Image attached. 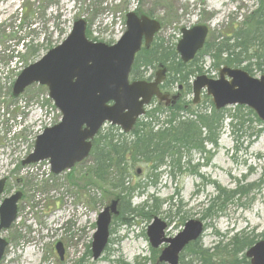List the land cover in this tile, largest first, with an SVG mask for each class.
I'll use <instances>...</instances> for the list:
<instances>
[{
	"label": "rangeland",
	"instance_id": "374dc122",
	"mask_svg": "<svg viewBox=\"0 0 264 264\" xmlns=\"http://www.w3.org/2000/svg\"><path fill=\"white\" fill-rule=\"evenodd\" d=\"M256 6L257 0H0V17L5 21L0 25V178H9L0 203L16 188L23 192L16 221L1 232L9 243L1 264H159L163 247L152 248L147 236L154 217L167 222L165 234L170 237L182 230V217L201 220L205 230L200 242L213 255L209 264H250L243 262L247 249L234 253L232 244L225 246L232 243L233 235L253 237L255 242L263 239L258 235L264 232V183L248 197L229 202H223L219 193L264 179V123L259 124L247 106L225 108L227 114H237L244 127L240 130L226 119L217 147L205 146L211 155L207 164L208 153L200 156L194 151L184 155L182 174L174 177L163 173L148 182L151 172L147 165L137 166L128 185L145 187V193L153 197L150 204L157 203L158 213L147 218L148 207L146 213L141 211L133 218L126 215L130 223L121 222V213L114 217L109 244L102 257L93 260L96 220L112 200L119 199L114 197L116 191L92 180L89 159L59 175L52 173L47 161L21 165L33 151L36 136L58 123L61 113L49 98L47 87L33 84L17 98L12 96V88L20 71L60 44L79 18L87 21L90 40L111 44L125 32L127 13L138 10L161 23L155 37L163 39L164 46L176 47L182 28L207 26V41L212 43ZM199 66L202 72L197 71L194 78L200 74L217 77L221 69L212 65L208 55L194 63V68ZM263 69L253 67L248 72L260 77ZM159 70L157 66L147 68L145 75L153 78ZM191 98L193 93H187L185 100ZM201 99L205 101L204 94ZM202 106L211 107L208 101ZM189 156L191 161L186 162ZM217 195L213 203L220 215L206 218L205 210ZM142 201L136 194L131 199L133 206ZM59 242L64 247L63 259L56 250ZM194 264L202 263L194 259Z\"/></svg>",
	"mask_w": 264,
	"mask_h": 264
},
{
	"label": "water",
	"instance_id": "95a60500",
	"mask_svg": "<svg viewBox=\"0 0 264 264\" xmlns=\"http://www.w3.org/2000/svg\"><path fill=\"white\" fill-rule=\"evenodd\" d=\"M160 28L158 20L130 11L126 15V31L117 42L108 44L88 39L87 22L80 18L60 44L26 66L14 82L13 97L20 96L35 83L44 85L62 118L36 137L33 151L23 159L22 165L48 160L52 173L58 175L89 157L94 138L106 124L129 133L154 98L174 104L179 95L170 97L160 89L166 71L162 64L153 81L130 80L137 53L143 45L151 44ZM208 30L204 25L181 29L176 51L184 63L193 60L204 47ZM192 90L194 104L200 101L204 91L217 110L231 105L247 106L264 123V75L254 77L241 67L224 66L216 79L198 75ZM5 182L6 178L0 179V196ZM21 198L22 192L17 191L0 204V264L8 246L1 232L16 221ZM118 203V199L112 200L97 217L91 247L94 260L102 256L108 245L112 217L119 214ZM167 227L164 220L155 217L147 229L149 243L155 249L165 245L159 255L160 262L179 264L186 246L202 236L204 223L189 219L172 237L166 236ZM56 249L62 258V243H57ZM246 256L251 264H264V239L252 245Z\"/></svg>",
	"mask_w": 264,
	"mask_h": 264
},
{
	"label": "trees",
	"instance_id": "16d2710c",
	"mask_svg": "<svg viewBox=\"0 0 264 264\" xmlns=\"http://www.w3.org/2000/svg\"><path fill=\"white\" fill-rule=\"evenodd\" d=\"M136 13L139 14L138 10ZM150 17L153 16L150 14ZM164 43L163 39L155 37L149 47H142L136 55L130 77L134 80L146 78L147 68H155L163 64L168 72L162 89L173 90L175 85L176 89L181 87L179 100L174 105L166 106L155 99L151 108L147 109L129 133H124L120 127L112 125L102 129L93 140V148L89 156V161L92 163L90 168L92 180L97 184L109 185L116 191L114 197L120 199L119 208L123 223H130L128 221L130 217L126 215L133 218L142 213L141 211L145 212L148 207L151 210H147L149 214L147 218L158 213L157 203L150 204L153 198L150 195L139 206H133L131 203L135 194L141 195L145 192V187L141 184L128 185L132 171L137 166L147 165L151 172L147 176V182L152 176L158 177L166 171L175 177L184 171L182 160L185 154L195 151L202 156L203 153H208L205 164L209 162L211 155L210 151L205 150V146L210 144L217 147L226 118L231 119V125L243 129L244 122L237 114L229 115L226 109L217 110L206 94L204 98L209 102L210 109L202 108L204 100L194 106L193 100L186 101L185 96L187 93H192L190 77L195 76L197 71L202 72L200 66L194 68V63L199 62L203 55L211 57L212 65L217 68L224 65L242 66L249 72L253 71V67L259 70L264 68V0H257L255 10L240 23L233 24L228 34L222 35L219 40H214L212 43L207 41L196 58L188 63L180 59L175 44L164 46ZM152 76L149 75V78ZM249 110L256 116V121L263 125L256 113L250 108ZM258 132H261V129L256 134ZM191 158L192 156L186 162H190ZM262 182L264 183V179H261V183H249L230 192L221 189L219 193L223 194V202H229L236 197H248L256 188L260 190L263 187ZM218 196L210 200L211 205L205 210L206 218L220 215L217 213L216 204L213 203L219 198ZM156 200L154 197V201ZM187 220L185 217L181 218L182 223ZM233 236L232 243H228L225 247L232 244L234 253L244 252L255 243L253 237ZM258 236L264 239V232ZM210 251L211 249L203 247L200 240L192 242L181 254L180 264H194V259L202 264H209L210 257L213 256ZM243 262H250L246 255ZM235 263L236 261L233 262Z\"/></svg>",
	"mask_w": 264,
	"mask_h": 264
},
{
	"label": "flooded vegetation",
	"instance_id": "af4514ba",
	"mask_svg": "<svg viewBox=\"0 0 264 264\" xmlns=\"http://www.w3.org/2000/svg\"><path fill=\"white\" fill-rule=\"evenodd\" d=\"M152 43V42H151ZM143 47H146L145 45H143ZM149 47V46H148ZM161 65V64H160ZM164 66V65H163ZM165 67V69H166V71H165V78H164V80H163V82L160 84V88H161V90L164 92V93H166V94H168L170 97H172V96H174V95H179V97H178V100H179V98H180V96H181V87L179 88V89H174V90H168L167 88H165V89H162V85L164 84V81H165V79H166V76H167V72H168V69H167V67L166 66H164ZM155 74H154V77L153 78H149V76H146V78H144V79H146V80H148V81H151V80H154L155 79ZM132 80H134V79H132ZM164 105H166V106H170V105H173L171 102L169 103V104H166L165 102L163 103ZM82 162H80V163H78V164H76V165H79V164H81ZM21 165H22V162H21ZM75 165V166H76ZM74 166V167H75ZM73 167V168H74ZM139 172V171H138ZM2 178H6V182H5V188H6V185H7V182H8V180H9V178L8 177H2ZM2 178H0V179H2ZM5 188H4V191H5ZM17 191H21V190H19V188H16L15 189V191L13 192V193H15V192H17ZM22 192V191H21ZM4 193V192H3ZM13 193H11V194H13ZM10 194V195H11ZM3 195V194H2ZM1 195V196H2ZM9 195V196H10ZM0 196V197H1ZM6 198V197H5ZM22 198H23V192H22ZM21 198V199H22ZM20 199V200H21ZM4 200V199H3ZM2 200V201H3ZM20 200L18 201V203H17V205L19 204V202H20ZM2 203V202H1ZM0 203V204H1ZM119 206V205H118ZM120 209V208H119ZM120 211V210H119ZM63 246V245H62ZM63 249H64V247H63ZM57 250V249H56ZM60 256V255H59ZM61 258V257H60ZM64 258V256L61 258V259H63Z\"/></svg>",
	"mask_w": 264,
	"mask_h": 264
},
{
	"label": "bare ground",
	"instance_id": "6f19581e",
	"mask_svg": "<svg viewBox=\"0 0 264 264\" xmlns=\"http://www.w3.org/2000/svg\"><path fill=\"white\" fill-rule=\"evenodd\" d=\"M31 247V246H30ZM26 258V257H25ZM28 259V258H27ZM26 262H28V261H26Z\"/></svg>",
	"mask_w": 264,
	"mask_h": 264
}]
</instances>
